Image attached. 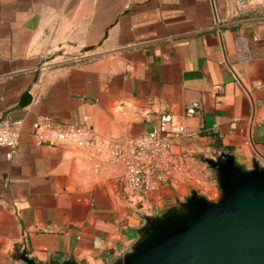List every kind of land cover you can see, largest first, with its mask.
Masks as SVG:
<instances>
[{"label": "crops", "instance_id": "obj_1", "mask_svg": "<svg viewBox=\"0 0 264 264\" xmlns=\"http://www.w3.org/2000/svg\"><path fill=\"white\" fill-rule=\"evenodd\" d=\"M230 2L0 0V119L23 121L10 159L0 145V264H25L22 250L38 264H113L144 215L190 189L216 199L203 157L227 152L246 168L264 166V0L241 13ZM237 37L247 40V60L236 55ZM193 101L200 111L186 116ZM166 112L197 133L172 138L183 170L141 197V209L121 164L95 168L86 149L38 143L32 133L49 115L125 139Z\"/></svg>", "mask_w": 264, "mask_h": 264}, {"label": "water", "instance_id": "obj_2", "mask_svg": "<svg viewBox=\"0 0 264 264\" xmlns=\"http://www.w3.org/2000/svg\"><path fill=\"white\" fill-rule=\"evenodd\" d=\"M22 99L30 100L27 92ZM201 160L214 172L218 198L190 189L162 213L144 215L131 249L113 264H264V166L253 160L246 168L227 152ZM142 207L136 200L134 208ZM17 256L38 264L25 250Z\"/></svg>", "mask_w": 264, "mask_h": 264}, {"label": "built area", "instance_id": "obj_3", "mask_svg": "<svg viewBox=\"0 0 264 264\" xmlns=\"http://www.w3.org/2000/svg\"><path fill=\"white\" fill-rule=\"evenodd\" d=\"M254 1L231 0L230 12H244ZM235 51L240 60L251 57L244 37L235 39ZM199 111V102L193 101L186 107L185 114L192 116ZM22 125V119H0V145L8 148L7 159L16 150ZM210 130L218 132V127L213 126ZM32 133L38 143L86 149L89 159L95 162V168H99L102 161L110 166L121 164L123 185L130 191L131 200L136 201L160 183L182 172L181 162L171 152V140L174 137L194 135L197 131L188 129L175 114L166 112L158 117L148 131L125 139L99 137L86 125L59 123L49 115H41L32 123Z\"/></svg>", "mask_w": 264, "mask_h": 264}, {"label": "rangeland", "instance_id": "obj_4", "mask_svg": "<svg viewBox=\"0 0 264 264\" xmlns=\"http://www.w3.org/2000/svg\"><path fill=\"white\" fill-rule=\"evenodd\" d=\"M199 164L202 165L203 167H205V168H204L205 171H209V170H210L211 173H212L211 175H213L214 172H213L211 169L207 168L206 163L201 162V163H199ZM202 190H204V189H202ZM207 193H208V192H207ZM218 196H219V189L217 190V196H216L215 198H218Z\"/></svg>", "mask_w": 264, "mask_h": 264}]
</instances>
